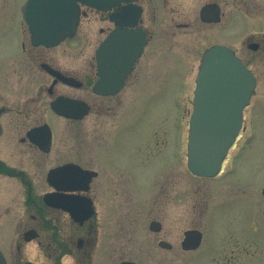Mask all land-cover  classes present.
<instances>
[{
    "label": "flooded vegetation",
    "instance_id": "obj_1",
    "mask_svg": "<svg viewBox=\"0 0 264 264\" xmlns=\"http://www.w3.org/2000/svg\"><path fill=\"white\" fill-rule=\"evenodd\" d=\"M27 1L0 0V250L7 264H37L26 255L32 245L42 251L47 264H95L104 241L103 261L109 264V195L113 193L109 172H122L123 182L127 178L138 186L136 171L141 169L136 162H127L132 151L126 145L109 146V128L103 120L115 110L111 101L129 85L138 86L146 73L153 82L161 72L167 81L174 71H199L208 49L226 46L227 34L235 36L245 30L251 32L246 35L247 48L254 59L243 58L228 47L258 82L252 65L264 60V20L245 28L242 16L264 13V0H112L109 9L102 10L81 5L73 35L54 47L34 45L23 14ZM19 23L21 32L17 31ZM107 39L109 58L118 62L117 70L130 68L115 96L94 92L100 78L97 51ZM82 46L90 50L85 64H66V54L73 53L74 61L82 57ZM118 46L123 47L122 56L112 52ZM60 96L69 98L64 108L78 118H66L53 110L52 103ZM55 121L71 126L57 129ZM247 129L244 122L241 133ZM137 147L133 152L146 154ZM177 157L174 143L170 158ZM161 162L154 160L155 183L162 175ZM241 168L232 159L218 176L201 178L207 182L219 179L211 186L216 191L208 187L204 192L206 228H191L183 235L200 231L201 245L208 243L210 251L217 250L226 235L243 237L244 245L238 240L232 255H227L228 249H218L220 255L212 257L218 263L255 256L256 240L234 230L238 223L243 230L256 225V183L252 177L238 176ZM212 192L219 194L213 206ZM261 195L264 199V187ZM48 197L63 200L62 206L51 205ZM73 201L80 202L76 208L82 216L79 220L66 209ZM154 221L161 223V231H150L160 234L162 222ZM12 232L16 235L9 245L4 237Z\"/></svg>",
    "mask_w": 264,
    "mask_h": 264
},
{
    "label": "rangeland",
    "instance_id": "obj_2",
    "mask_svg": "<svg viewBox=\"0 0 264 264\" xmlns=\"http://www.w3.org/2000/svg\"><path fill=\"white\" fill-rule=\"evenodd\" d=\"M260 18L264 20V13L242 16L243 21L247 22L245 28H249V25ZM97 27L96 25L94 30L91 28L90 33L96 31ZM17 31H22L20 23L17 24ZM249 33L251 32L245 30L235 36L227 34L226 46L234 47L240 56L250 60L254 57L247 48L249 41L246 35ZM71 55L73 53L65 55L66 64L83 66L90 50L83 48L82 57L76 61L70 58ZM76 55L79 56L80 53L76 51ZM194 63L196 67L198 57ZM252 68L257 74L258 84L251 106L245 112L248 129L241 133L225 163L229 164L235 157L234 164L242 167L238 176L252 177L256 183L258 206L253 219L256 225L245 230L239 223L234 227L241 235L251 236L256 240V247L253 248L255 256L225 264H264V199L261 195L264 187V60H256ZM197 73V70L183 74L174 71L168 77V82L165 81L166 73H159L153 82L148 80L146 73L138 86L129 85L111 101L115 110L109 115V119L103 120V126L109 128V146L126 145L132 151L127 162H136L141 169L136 171L138 186L127 178L123 182L119 177L123 176L122 172H109L113 191L109 195V264H119L124 260H133L139 264H224L212 259L213 256L220 255L219 248L222 247L225 251L228 249L227 255H232L230 251L236 245L238 247V240L241 245L245 243L243 237L233 234L234 238H229L228 235L223 238L219 250L210 251L208 243H203L199 249L190 252L184 251L181 246L184 231L206 228L208 219L203 214L204 192L219 181L207 182L196 178L187 167L189 119ZM181 78L182 82L179 83ZM52 119L56 118L53 116ZM54 124L57 129L71 126L65 121H55ZM88 127H92L91 123H88ZM174 143H177L178 157L171 160L170 152ZM136 145L138 149L146 150L145 153L150 154L152 159L146 154L133 152ZM153 159L162 160V175L157 183L152 177L155 166ZM210 191L216 189L211 187ZM209 196L213 206L217 203L219 194L212 192ZM152 220L162 222L163 230L160 234L150 231ZM15 235L12 232L9 237H4L8 241L6 243L10 245L9 242ZM216 235L218 236V231ZM160 240L171 243L173 249L161 248L158 244ZM4 247L8 246L4 243ZM105 251L103 241L95 264H105ZM26 255L37 264H47L42 251L35 245L26 249ZM67 262L69 261L65 264Z\"/></svg>",
    "mask_w": 264,
    "mask_h": 264
},
{
    "label": "water",
    "instance_id": "obj_3",
    "mask_svg": "<svg viewBox=\"0 0 264 264\" xmlns=\"http://www.w3.org/2000/svg\"><path fill=\"white\" fill-rule=\"evenodd\" d=\"M111 1L29 0L23 12L34 45L54 47L73 35L81 5L102 10L109 9ZM110 50L107 39L97 51L100 78L94 92L103 96L117 95L130 71L129 67L125 71L117 70L118 62L109 58ZM112 52L122 56L123 47H114ZM119 62L122 63V60ZM60 78L65 81L63 77ZM256 87L257 80L253 73L229 47L213 46L204 54L196 80L188 141V168L195 176L212 178L219 175L242 129L244 110L250 105ZM67 99L58 97L52 103L53 110L66 118H78L64 108ZM46 200L58 207L63 204V200L57 198L48 197ZM79 205L80 202L73 201L66 208L76 220L82 217L76 212ZM161 227L157 221L150 224L153 232L161 231ZM201 242L202 233L189 230L185 232L182 248L185 251L196 250ZM159 246L167 250L173 248L167 241H161ZM0 264H7L1 250ZM121 264L138 263L123 261Z\"/></svg>",
    "mask_w": 264,
    "mask_h": 264
}]
</instances>
